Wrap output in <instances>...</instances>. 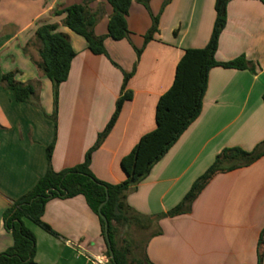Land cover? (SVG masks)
Here are the masks:
<instances>
[{"label":"crops","instance_id":"crops-1","mask_svg":"<svg viewBox=\"0 0 264 264\" xmlns=\"http://www.w3.org/2000/svg\"><path fill=\"white\" fill-rule=\"evenodd\" d=\"M84 1L0 0V253L14 244L4 212L46 174L48 147L54 146L50 164L56 172L82 164L115 112L125 74L136 66L126 88L133 97L124 103L91 165L103 182L126 181L121 161L156 129L157 103L172 87L179 61L185 50L206 47L216 19V0H148L149 9L143 0H134L127 16L130 37L107 38L106 54L94 55L83 38L64 26L65 15H54ZM89 8L103 11L94 33L107 35L112 7L107 0H91ZM155 17L158 32L138 59ZM46 24L57 25L76 52L69 77L58 89L56 121L52 83L36 65L40 44L35 32ZM241 56L249 62L246 70L210 71L199 118L127 193V204L145 219L135 228L146 237L140 261L258 264L264 155L216 174L187 213L159 217L182 203L223 150L252 152L264 143V5L257 0H231L227 6L215 59L229 62ZM11 72L16 82L34 85L32 102L17 103L7 90L2 78ZM43 221L57 235L26 220L36 237L37 264H109L100 220L84 196L49 201Z\"/></svg>","mask_w":264,"mask_h":264},{"label":"trees","instance_id":"trees-1","mask_svg":"<svg viewBox=\"0 0 264 264\" xmlns=\"http://www.w3.org/2000/svg\"><path fill=\"white\" fill-rule=\"evenodd\" d=\"M90 1L86 0L82 4L56 11L54 15H65L64 26L75 35L83 38L92 54L105 55L104 42L107 38L121 41L130 37L127 16L134 0H107L113 9V14L109 19L107 35L101 37L95 35L94 28L103 16V11L93 12L89 8ZM230 1L216 0V19L206 47L185 50L177 65L172 87L160 97L157 103L156 129L143 136L133 151L121 161L122 169L127 175L125 182L119 185L103 182L96 178L91 165L93 154L114 128L124 103L130 101L133 97L132 92L127 91L126 88L129 79L136 71V66L131 73L125 74L122 94L117 100L115 112L105 129L98 135L95 145L86 153L82 164L56 172L50 164L54 146L52 144L48 147L49 167L46 174L31 191L16 200L4 212L5 227L7 231L11 232L14 244L7 251L0 253V264H37L35 261L36 237L26 226V220L38 225L52 235H57L43 221L47 203L54 199H70L80 195L85 197L89 207L100 220L102 235L107 244L109 264H151L147 259L139 262L130 261L128 250L121 247L118 242L119 227H129L132 224L142 226L145 223V219L134 212L127 204V193L131 188L137 187L146 179L152 168L199 118L202 113L210 71L216 67L231 70L248 69L249 62L245 56L229 62H218L215 59L220 35L226 27L227 6ZM257 1L264 5V0ZM142 2L149 9L148 0ZM158 20V17L153 19L152 28L144 36V46L142 49L137 50L138 59L145 46L158 32ZM57 30V25L46 24L39 27L35 32V40L40 44V62L36 65L52 83L54 90V113L52 117L55 121L57 118L58 89L62 83L67 81L72 62L76 57V52L68 36L57 32ZM2 81L5 83L7 90L12 92L17 103L32 102L35 96L34 85L16 82L15 74L12 72L5 74ZM263 155L264 143L258 145L252 152H246L240 148L223 150L206 173L194 183L182 203L168 214L159 217L187 213L189 205L216 174L231 171L240 166H248ZM102 204L104 205L99 210ZM103 217L107 219L109 224L110 247L106 239ZM111 251L114 254L113 258L111 257ZM263 260L264 230L260 235L258 244V264H263Z\"/></svg>","mask_w":264,"mask_h":264},{"label":"rangeland","instance_id":"rangeland-1","mask_svg":"<svg viewBox=\"0 0 264 264\" xmlns=\"http://www.w3.org/2000/svg\"><path fill=\"white\" fill-rule=\"evenodd\" d=\"M138 226L139 225L134 224L129 225V227L132 229L127 228V226H122L120 227L118 233L119 244L121 245V247L128 250V256L130 255L131 258H135L134 262H139L141 260L140 254L143 250V245L146 238L145 232H142L141 229L135 231V228Z\"/></svg>","mask_w":264,"mask_h":264},{"label":"water","instance_id":"water-1","mask_svg":"<svg viewBox=\"0 0 264 264\" xmlns=\"http://www.w3.org/2000/svg\"><path fill=\"white\" fill-rule=\"evenodd\" d=\"M104 204H105V203H104ZM104 204H102V205L100 206V209H99V210H101V208L103 207ZM103 220H104V222H105V233H106L107 243H108V245H109V247H110L111 244H110L109 234H108L109 224H108V221H107V219H106L105 217H103ZM113 256H114V254H113V252L111 251V257L113 258Z\"/></svg>","mask_w":264,"mask_h":264}]
</instances>
